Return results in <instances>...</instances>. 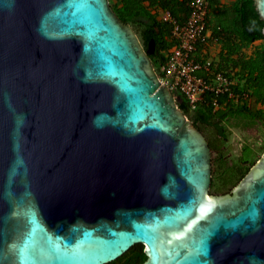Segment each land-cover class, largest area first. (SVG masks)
<instances>
[{
  "label": "water",
  "instance_id": "water-1",
  "mask_svg": "<svg viewBox=\"0 0 264 264\" xmlns=\"http://www.w3.org/2000/svg\"><path fill=\"white\" fill-rule=\"evenodd\" d=\"M154 51L109 0H0V264H264V152L212 192Z\"/></svg>",
  "mask_w": 264,
  "mask_h": 264
},
{
  "label": "trees",
  "instance_id": "trees-1",
  "mask_svg": "<svg viewBox=\"0 0 264 264\" xmlns=\"http://www.w3.org/2000/svg\"><path fill=\"white\" fill-rule=\"evenodd\" d=\"M206 17L210 36L198 44L199 59L207 58L211 43L220 45L219 61L214 67L224 71L233 79L231 89L236 93L231 99L228 93L215 95L207 92L196 107H191L187 96L173 91L178 106L204 132L211 127L215 137L207 136L212 148L213 179L212 192H222L229 184L234 186L247 174L251 166L260 158H246L230 171L220 169L222 158L219 152L224 140L228 139L224 120L228 115L246 116L261 120L264 125V20L256 9L254 0H209ZM119 18L130 23L147 49L151 39L155 41V51L150 54L159 74L168 50L174 44L172 21L162 18L163 11H169L173 18L185 21L189 14L188 0H117L111 3ZM263 43L251 54L245 49L255 41ZM206 51V52H204ZM217 98L218 105L213 100ZM147 258L142 244L134 245L118 260L107 264H140Z\"/></svg>",
  "mask_w": 264,
  "mask_h": 264
},
{
  "label": "built area",
  "instance_id": "built-area-1",
  "mask_svg": "<svg viewBox=\"0 0 264 264\" xmlns=\"http://www.w3.org/2000/svg\"><path fill=\"white\" fill-rule=\"evenodd\" d=\"M188 6L189 14L183 22L173 18L169 11L162 12L164 20L172 21L174 44L161 64V81L172 91L185 94L193 108L207 92L215 95L228 93L231 99H235L237 95L231 89L233 79L217 70L212 58L199 59L197 55L198 44L210 36L206 24L210 1L188 0ZM213 102L218 105L216 97Z\"/></svg>",
  "mask_w": 264,
  "mask_h": 264
},
{
  "label": "rangeland",
  "instance_id": "rangeland-1",
  "mask_svg": "<svg viewBox=\"0 0 264 264\" xmlns=\"http://www.w3.org/2000/svg\"><path fill=\"white\" fill-rule=\"evenodd\" d=\"M110 4L117 0H109ZM233 1V0H231ZM229 0V2H231ZM263 43V40L255 41L251 46L245 49L246 54H251L255 48ZM220 45L211 43L208 46V56L215 61H219ZM227 127L228 139L224 140L219 152L222 161L220 169L230 171L238 163L246 158H259L264 152V125L261 120H254L246 116H236L230 114L224 120ZM204 134L211 138L215 137V132L211 127H204ZM234 184H229L228 189L219 194L231 191ZM216 193V192H214Z\"/></svg>",
  "mask_w": 264,
  "mask_h": 264
},
{
  "label": "crops",
  "instance_id": "crops-1",
  "mask_svg": "<svg viewBox=\"0 0 264 264\" xmlns=\"http://www.w3.org/2000/svg\"><path fill=\"white\" fill-rule=\"evenodd\" d=\"M231 1V0H230ZM209 34H210V31H209ZM220 51V50H219Z\"/></svg>",
  "mask_w": 264,
  "mask_h": 264
}]
</instances>
